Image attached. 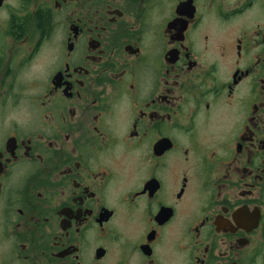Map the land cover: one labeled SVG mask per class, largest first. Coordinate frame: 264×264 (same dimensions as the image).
Wrapping results in <instances>:
<instances>
[{"label": "flooded vegetation", "instance_id": "flooded-vegetation-1", "mask_svg": "<svg viewBox=\"0 0 264 264\" xmlns=\"http://www.w3.org/2000/svg\"><path fill=\"white\" fill-rule=\"evenodd\" d=\"M0 264H264V0H0Z\"/></svg>", "mask_w": 264, "mask_h": 264}]
</instances>
